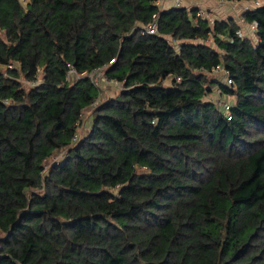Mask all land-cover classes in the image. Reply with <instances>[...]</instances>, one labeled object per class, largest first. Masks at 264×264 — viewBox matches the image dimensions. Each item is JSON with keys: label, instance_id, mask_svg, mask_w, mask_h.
Here are the masks:
<instances>
[{"label": "trees", "instance_id": "obj_1", "mask_svg": "<svg viewBox=\"0 0 264 264\" xmlns=\"http://www.w3.org/2000/svg\"><path fill=\"white\" fill-rule=\"evenodd\" d=\"M201 13L0 0V264H264V5Z\"/></svg>", "mask_w": 264, "mask_h": 264}, {"label": "rangeland", "instance_id": "obj_2", "mask_svg": "<svg viewBox=\"0 0 264 264\" xmlns=\"http://www.w3.org/2000/svg\"><path fill=\"white\" fill-rule=\"evenodd\" d=\"M195 1V2H194ZM200 0H190V2L185 3L186 7H193L192 5H198ZM192 4V5H191ZM166 5V4H165ZM264 5V0H244L241 2H233V3H222L221 0H201V10L204 12L205 16L210 20H217V19H226L228 17H233L236 19L237 23L241 27V34L244 37L250 38L253 42L256 40L255 30L253 29L252 24L244 23L242 19V14L244 11L248 9H254L256 7ZM200 6V5H199ZM216 76L220 78H225L224 71L216 73ZM226 80V78L224 79ZM41 82V80L39 81ZM27 86H31V83L25 82ZM122 86L121 85H114L111 83L104 82L101 85V88L98 89L100 91V101L107 100L109 98H115L118 93L120 92ZM212 95L208 97L209 100H214L218 102L219 107L224 108L234 102V99L229 96H222L218 92L217 87H213ZM93 109H89L84 113V122L83 126L79 129V134L82 135L86 133L92 126L91 122V114ZM61 158V155L57 156L56 159ZM53 164V160L48 163L47 168H50Z\"/></svg>", "mask_w": 264, "mask_h": 264}, {"label": "built area", "instance_id": "obj_3", "mask_svg": "<svg viewBox=\"0 0 264 264\" xmlns=\"http://www.w3.org/2000/svg\"><path fill=\"white\" fill-rule=\"evenodd\" d=\"M19 1L22 2L23 4H26L28 2V0H19ZM164 2H165V0H157V3H158L160 8H163ZM187 2H190V0H174L173 5H174V7L185 6V3H187ZM201 16L206 17L203 11L201 13ZM252 25H254V24H252ZM253 29H256V25L253 26ZM157 32H158V26H157L156 21L152 22L151 24H149L147 26H143L142 30H141V33L143 35H154V34H157ZM214 72L219 73V72H222V70L220 68H218ZM86 77H89L91 79L93 85L98 89L101 88V85L104 82L111 83L114 85H119V83L117 81H109L108 80V78L106 76V68L105 67L94 70L91 73H87V72L79 73L76 71V69L74 67L71 66L70 70L67 73V80L68 81H73L76 79H81V78H86ZM225 78L227 80H229L228 77H225ZM99 100L100 99H98V101ZM229 107H230V105H228L227 107H224L226 110V114H227V110L229 109ZM76 139H77V136H76Z\"/></svg>", "mask_w": 264, "mask_h": 264}, {"label": "crops", "instance_id": "obj_4", "mask_svg": "<svg viewBox=\"0 0 264 264\" xmlns=\"http://www.w3.org/2000/svg\"><path fill=\"white\" fill-rule=\"evenodd\" d=\"M222 1V3H226V2H224L223 0H221ZM195 2V1H194ZM166 4V5H165ZM174 0H165V2H164V6H163V8L164 9H169V8H172V7H174ZM192 5V4H191ZM200 5V6H199ZM193 7H198V8H201V0L199 1V4L198 5H192Z\"/></svg>", "mask_w": 264, "mask_h": 264}]
</instances>
